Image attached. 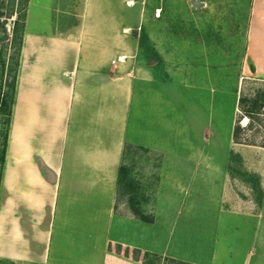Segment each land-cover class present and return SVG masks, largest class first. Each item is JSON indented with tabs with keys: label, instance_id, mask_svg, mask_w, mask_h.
Returning a JSON list of instances; mask_svg holds the SVG:
<instances>
[{
	"label": "crops",
	"instance_id": "0c3cea01",
	"mask_svg": "<svg viewBox=\"0 0 264 264\" xmlns=\"http://www.w3.org/2000/svg\"><path fill=\"white\" fill-rule=\"evenodd\" d=\"M59 16L56 29L25 26L21 37L0 176V262L222 264L214 247L181 248L185 233L173 246L182 199L167 187L175 193L217 172L210 154L167 150L165 129L173 141L179 134L175 90L186 83L157 66L163 56L143 52L144 26L114 0H84ZM245 56V78L264 82V0H251Z\"/></svg>",
	"mask_w": 264,
	"mask_h": 264
},
{
	"label": "rangeland",
	"instance_id": "374dc122",
	"mask_svg": "<svg viewBox=\"0 0 264 264\" xmlns=\"http://www.w3.org/2000/svg\"><path fill=\"white\" fill-rule=\"evenodd\" d=\"M83 1L0 0V38L6 37L0 42V97L9 92L25 26L39 32L56 29L59 15H70ZM114 2L124 18L132 21L136 16L141 21L140 30L151 39L153 51L165 59L157 66L167 67L174 78L186 83L185 89L175 90L179 134L173 141L165 129L167 150H176L181 159H190L193 149L205 152L210 154L211 168L217 167L215 178L209 170L200 172L203 178L190 181V186L184 181L175 193L167 187L172 197L182 199L180 205L175 203L178 213L173 212V246L181 244L185 233L181 245L185 250L214 247L219 263L264 264V108L251 118L244 116L250 101L264 90L263 81L246 79L243 74L246 68L251 70L245 56L251 0ZM189 66L194 71L187 70ZM3 119L0 114V147ZM237 125L239 140L233 143L232 130ZM179 168L187 180V164L182 161ZM247 177L254 179L257 191L245 181Z\"/></svg>",
	"mask_w": 264,
	"mask_h": 264
},
{
	"label": "trees",
	"instance_id": "16d2710c",
	"mask_svg": "<svg viewBox=\"0 0 264 264\" xmlns=\"http://www.w3.org/2000/svg\"><path fill=\"white\" fill-rule=\"evenodd\" d=\"M21 42V40H20ZM20 42L18 44V48H17V56H16V60L14 62L13 65V69L11 70V83L9 84V92L4 94L0 97V114L3 116V124H4V130L2 132V143H1V147H0V176H1V167L4 161V153H5V148H6V141H7V128H8V124H9V118H10V113H11V105H12V99H13V92H14V84H15V75H16V69L18 66V56H19V49H20ZM139 47L143 50L144 53H146V55H152L153 59H157L156 57V53L153 51L152 46L150 45L148 38L145 34V32L142 31V29L140 30V34H139ZM243 100L239 99V103H241ZM262 108H264V90L260 93V96L252 99L250 101V107L247 108L244 111V116L251 118V116L253 115H258L259 112L262 110ZM239 132H240V128L238 127V125L236 127L233 128L232 130V141L233 143H238V137H239ZM232 154V153H230ZM228 171L232 172L234 171V169L231 168V166L227 167ZM236 171V170H235ZM238 172V171H237ZM246 182L251 183L252 188L257 191V185L254 181V179L252 177H247L245 179ZM259 203V201H258Z\"/></svg>",
	"mask_w": 264,
	"mask_h": 264
},
{
	"label": "water",
	"instance_id": "95a60500",
	"mask_svg": "<svg viewBox=\"0 0 264 264\" xmlns=\"http://www.w3.org/2000/svg\"><path fill=\"white\" fill-rule=\"evenodd\" d=\"M4 40H6V37L5 36L0 38V42L1 41H4Z\"/></svg>",
	"mask_w": 264,
	"mask_h": 264
}]
</instances>
